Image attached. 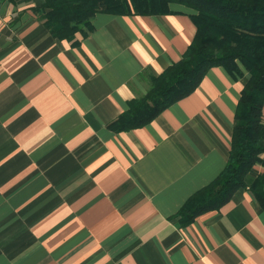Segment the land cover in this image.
I'll return each mask as SVG.
<instances>
[{
  "label": "crops",
  "instance_id": "0c3cea01",
  "mask_svg": "<svg viewBox=\"0 0 264 264\" xmlns=\"http://www.w3.org/2000/svg\"><path fill=\"white\" fill-rule=\"evenodd\" d=\"M42 3L0 2V264H264L247 189L185 228L175 217L226 165L247 71L212 68L145 127L115 132L181 59L194 11L96 14L72 46L33 12Z\"/></svg>",
  "mask_w": 264,
  "mask_h": 264
},
{
  "label": "trees",
  "instance_id": "16d2710c",
  "mask_svg": "<svg viewBox=\"0 0 264 264\" xmlns=\"http://www.w3.org/2000/svg\"><path fill=\"white\" fill-rule=\"evenodd\" d=\"M170 5L194 11L195 35L181 59L151 78L146 94L131 100L109 127L115 132L145 127L192 94L210 69L222 67L240 76L241 65L249 79L236 105L226 165L175 217L185 228L199 216L221 210L239 189H247L264 212V0H43L33 12L53 38L76 46L77 36L92 29L96 14L167 15ZM257 166L261 172L247 186L245 177Z\"/></svg>",
  "mask_w": 264,
  "mask_h": 264
}]
</instances>
